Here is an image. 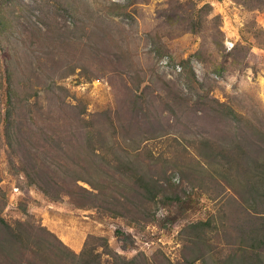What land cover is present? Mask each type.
<instances>
[{
    "label": "rangeland",
    "instance_id": "rangeland-1",
    "mask_svg": "<svg viewBox=\"0 0 264 264\" xmlns=\"http://www.w3.org/2000/svg\"><path fill=\"white\" fill-rule=\"evenodd\" d=\"M257 3L0 0L3 216L38 221L75 252L104 236L130 259L202 264L183 229L217 214L224 191L195 176L226 183L200 164L198 141L264 140ZM47 176L59 198L41 190ZM138 177L159 179L155 200L143 204Z\"/></svg>",
    "mask_w": 264,
    "mask_h": 264
},
{
    "label": "trees",
    "instance_id": "trees-1",
    "mask_svg": "<svg viewBox=\"0 0 264 264\" xmlns=\"http://www.w3.org/2000/svg\"><path fill=\"white\" fill-rule=\"evenodd\" d=\"M257 2L254 8L264 7V0ZM263 35L264 29H259L256 36L262 46ZM219 105L225 115L239 120L236 111L225 102H219ZM259 142L261 145L253 141L240 142L238 139L231 140L228 145L208 138L198 141L200 164L219 168L217 174L224 178L226 186L211 171L208 177L195 176V184L204 186L206 178L214 179L215 184L224 191L218 194L224 199L221 197L217 214L183 229L186 233L185 243L195 247V261L201 260L202 264H264V140ZM251 145L255 146V153H263L262 159L252 153ZM205 168L208 170L209 167ZM223 169L229 170V173L224 175ZM36 173L38 175V171ZM30 174L31 171L27 169V175ZM136 180L137 192L141 196L145 192L147 194L142 197L143 204L145 200H155L161 192L158 178L144 181V177H138ZM53 183L57 182L52 176H47L41 190L53 198H59L60 191L50 189ZM82 190L88 193L87 200L96 204L99 192L85 187ZM6 206L7 194L0 186V264H155L142 254L131 259L122 256L111 248L104 236H90L81 252H75L38 221L27 219L9 222L3 216ZM139 207H142L138 209L139 212H150L148 207ZM220 230L224 234L221 247L214 242ZM227 248L230 251L225 252ZM164 264L172 263L166 260Z\"/></svg>",
    "mask_w": 264,
    "mask_h": 264
}]
</instances>
